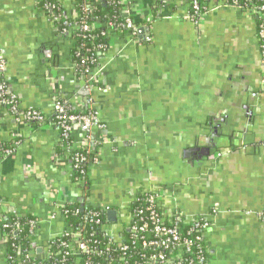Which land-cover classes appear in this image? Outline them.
<instances>
[{
  "label": "crops",
  "instance_id": "crops-1",
  "mask_svg": "<svg viewBox=\"0 0 264 264\" xmlns=\"http://www.w3.org/2000/svg\"><path fill=\"white\" fill-rule=\"evenodd\" d=\"M59 1L73 17L71 0ZM123 4L148 32L137 42L128 33L108 38L88 95L74 72L71 35L57 34L38 0H0V82L20 110L48 120L28 123L0 107V144L18 142L0 159V211L37 218L33 255L40 258L43 245L67 227L61 207L115 210L116 222L106 216L104 228L120 234L132 202L152 189L168 213L211 214L208 264H264V61L254 16L224 8L196 25L181 19L186 8L177 1ZM59 98L76 111L93 107L105 126L94 132L87 186L73 180L57 147L59 131L49 118ZM211 123L231 128L215 139L214 155ZM83 137L75 128L72 147ZM3 253L0 236V264Z\"/></svg>",
  "mask_w": 264,
  "mask_h": 264
},
{
  "label": "built area",
  "instance_id": "built-area-1",
  "mask_svg": "<svg viewBox=\"0 0 264 264\" xmlns=\"http://www.w3.org/2000/svg\"><path fill=\"white\" fill-rule=\"evenodd\" d=\"M177 1L185 9V14L181 17L183 21H189L193 24H198L200 19L210 13L224 8L240 9L237 3L238 0H152L156 7H163L169 5L170 2ZM124 0H117L120 6L119 16L122 18V23L119 27L112 22L100 23L95 20L92 24H86L88 15L92 14L96 1L83 0V18L81 21L72 22L70 19H74L76 15L68 18H63L60 14H54L49 12V19L53 24L58 35L71 34L79 31L80 33H91L93 29L97 27H103L102 36L107 39L114 34H119V30L128 33L135 42L138 40L137 30L140 28L138 24L134 22L131 14L128 12L126 5L123 4ZM59 6L61 5L58 0ZM62 8V6H60ZM63 9V8H62ZM258 11V12H257ZM257 11H249L253 16L259 14L262 21L259 25L258 38L264 40V4L257 9ZM122 33V32H121ZM137 38V40H136ZM109 44V43H108ZM107 46L98 45L94 47L96 51L92 57H81V66L86 68V72L78 79L82 82L83 91L86 94H91L95 90V81L98 73L100 56L108 49ZM262 58L264 61V43L260 45ZM5 61L3 56L0 55V70H3ZM91 68H88L89 66ZM87 106V105H86ZM0 107L9 108L10 112L16 119L26 121L32 124H44L47 118L38 110H20L17 98L12 95L6 85L0 82ZM72 106L70 102L65 98H59L54 100L52 114L49 121L55 123L59 131V142L57 147L63 152L66 158L72 164L73 170L79 171L81 174L87 170L88 165L91 162H96L93 155L94 151V132L105 129V126L98 121L96 110L87 106L82 111L72 113ZM75 128H82L84 130V137L78 146H73L71 137ZM18 142H13L9 147L4 148L0 144V159H5L8 156L14 154ZM59 155V154H58ZM61 156V154H60ZM59 156L54 155L53 159H57ZM78 184H82L80 181L74 180ZM83 185V184H82ZM143 207L134 212V218L129 216L127 231L130 233V239L127 243L123 231L120 234L113 233L104 228L99 219L100 213L96 212V208H92L87 211L84 217L93 224L100 226L103 234L108 238L105 248L110 250L112 245L118 249L120 256L118 262L126 263V259L131 254V251L136 245L139 246V250L148 251L149 253L141 255L143 264H208V248L204 242V233L210 227V215H198L189 218L183 217L179 211L174 210L172 213H168L161 209L162 193L149 189L143 194ZM137 201V200H135ZM89 206V205H86ZM86 206H83L84 208ZM64 207H61V213L63 217L66 214ZM81 207L80 211L84 209ZM104 209V208H102ZM106 210V209H104ZM3 213L0 211V236L4 251L6 250V243L11 240V236L3 231L6 229V225L2 223ZM262 217V216H260ZM184 223L189 226L187 236H183L179 224ZM170 223V224H166ZM14 230L19 229V224H14ZM69 239V243L66 245L68 253L74 258L72 264H92L90 258L97 254L96 249L89 246L88 241L84 238L82 228H67L62 232ZM151 235V239L147 238ZM35 251V250H34ZM34 251L28 252L27 255L20 261V264H36L32 260H40L46 258L47 248L43 249L44 255L40 258L34 257ZM186 254L193 255L192 260L184 258ZM83 261V263H82Z\"/></svg>",
  "mask_w": 264,
  "mask_h": 264
},
{
  "label": "trees",
  "instance_id": "trees-1",
  "mask_svg": "<svg viewBox=\"0 0 264 264\" xmlns=\"http://www.w3.org/2000/svg\"><path fill=\"white\" fill-rule=\"evenodd\" d=\"M201 1V0H200ZM73 7L75 9L76 17L70 19L72 22L81 21L83 18V0H71ZM231 2V0H229ZM240 10L242 11H257L264 4V0H238L237 1ZM38 6L43 10L54 14H60L63 18L66 17L65 11L60 8L58 0H38ZM120 6L117 3V0H101L97 1L94 6L92 14L88 15L86 24H92L95 20H98L100 23L112 22L119 27L121 24L122 18L119 16ZM258 12V11H257ZM254 20L259 30V25L262 21V18L259 14H254ZM104 28L97 27L93 29L91 33H80L79 31L71 33V37L74 40L71 58L74 64V72L77 78L83 76L86 72V68L81 66V57H92L96 52L94 47L98 45L107 46L108 39L105 36H102ZM120 34L125 33L123 30H117ZM122 32V33H121ZM264 43V40H260V45ZM90 65L88 68H91ZM73 109V108H72ZM72 113H77L78 111L72 110ZM53 123V122H52ZM55 125V123H53ZM56 126V125H55ZM4 148L9 147L8 144H1ZM73 180L80 181L83 186H87L86 178V169L83 174L79 171L73 170ZM144 196L138 197L137 201L132 202L129 208V214L134 218V212L143 207ZM92 208H96L95 211L100 213L99 219L102 224L106 223V210L100 207L86 206L83 207L84 211L81 212V207L78 204H71L64 207L66 214L65 224L67 228H82V233L84 238L88 241L89 246H92L96 249L97 254L90 258L92 264H124L123 262H118L117 259L120 256L118 249L115 245H112L110 250L105 248L108 238L103 234L100 229V226L90 223L85 217V213ZM2 223L7 227L5 232L11 236V240L6 243V250L3 253L4 261L6 264H20V261L27 255L28 252L34 251L35 245V235L38 228L37 218L31 215H15V214H4L2 215ZM14 224H19V229L14 230ZM170 224V223H166ZM183 236H187L189 226L181 223L179 224ZM124 238L128 243L130 239V233L124 229L123 231ZM147 238L150 240L151 235H148ZM69 243L64 235H59L43 245L44 249L47 248L46 258L40 260H32L36 264H72L74 263V258L68 253L66 245ZM149 253L148 251L139 250V246L136 245L135 248L131 251L130 256L126 259L125 264H143V259L141 255ZM44 255V252H43ZM184 258L192 260L193 255L186 254L183 255ZM83 263V261H82ZM189 264V263H184Z\"/></svg>",
  "mask_w": 264,
  "mask_h": 264
},
{
  "label": "water",
  "instance_id": "water-1",
  "mask_svg": "<svg viewBox=\"0 0 264 264\" xmlns=\"http://www.w3.org/2000/svg\"><path fill=\"white\" fill-rule=\"evenodd\" d=\"M146 31L148 32V28H146L144 26H141L140 28H138L137 34H138V36L142 37L145 34ZM210 130L213 132V134H212L211 138L209 139V145L212 146L211 149L209 150V152L212 155H214V154L217 153L215 139L218 138V137H221L222 134H224V135L227 134L228 130H231V128H229L226 123L223 124V125H217V126H213L212 123H211ZM209 152L207 154H209ZM191 154L193 155V153H191ZM106 216H107V220L109 222H111V223H115L116 222L117 213H116L115 210L107 211ZM37 251L41 252V249H38Z\"/></svg>",
  "mask_w": 264,
  "mask_h": 264
}]
</instances>
